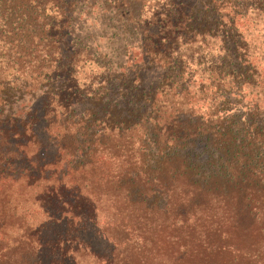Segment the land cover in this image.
<instances>
[{
  "label": "trees",
  "instance_id": "trees-1",
  "mask_svg": "<svg viewBox=\"0 0 264 264\" xmlns=\"http://www.w3.org/2000/svg\"><path fill=\"white\" fill-rule=\"evenodd\" d=\"M0 264H264V0H0Z\"/></svg>",
  "mask_w": 264,
  "mask_h": 264
}]
</instances>
